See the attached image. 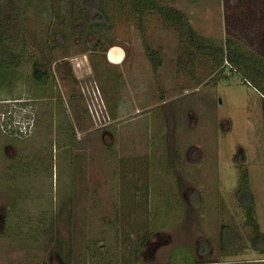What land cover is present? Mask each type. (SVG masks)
I'll return each mask as SVG.
<instances>
[{"label":"rangeland","instance_id":"1","mask_svg":"<svg viewBox=\"0 0 264 264\" xmlns=\"http://www.w3.org/2000/svg\"><path fill=\"white\" fill-rule=\"evenodd\" d=\"M135 1L104 0L108 28H85L82 0L0 8V37L26 49L0 84V264H264L262 95ZM161 2L214 48H261L264 0ZM108 44L125 63L105 70Z\"/></svg>","mask_w":264,"mask_h":264},{"label":"trees","instance_id":"2","mask_svg":"<svg viewBox=\"0 0 264 264\" xmlns=\"http://www.w3.org/2000/svg\"><path fill=\"white\" fill-rule=\"evenodd\" d=\"M8 4L9 2H7V0H0V8ZM136 4L138 15L146 12L145 10L152 9L167 26L172 29H177L179 32L178 39L182 43L193 45L196 50L215 54L222 60H225L232 72L238 73L245 82L247 81L251 83L261 93L264 113V31L260 46L261 48L258 52H246L240 47H234L231 43H227L225 48H214L212 47V44L204 39L201 40L188 23L186 15L182 11L172 7L170 4L163 3L161 0H136L135 5ZM79 12L81 20L84 18L83 13L85 12L87 14V18L82 20V24L85 22L84 26H86V29L87 27L92 28L93 26H102L105 28L110 26V21L104 7V0H82L81 6H79ZM8 21L12 20L8 18ZM96 39L99 40V37H96ZM95 44L98 43L95 42ZM25 50V45H23V43L19 45L17 38H8L7 36L0 37V66H2L0 69V84H3L5 79L11 78L12 74L9 67H13L20 62L18 51L25 52ZM146 54L150 58L152 67L156 68L159 65L157 55H155L150 48H146ZM64 64L68 68L67 74L70 73L71 75L70 65L68 66V62H64ZM221 74V76H224V73ZM224 77H226V74ZM31 79L39 86L49 84L53 80L49 64L41 63L37 58L33 59L31 63ZM243 195L244 197H247V200L244 201V198H241L240 205L243 208L251 207L253 204L251 193L247 190H243L239 197ZM248 218L250 225L253 226V230L256 233L255 236L252 237L251 242L256 249L263 253L264 247L260 245L263 243V239L259 238L264 237V232L259 230L258 224L255 223V220L250 214ZM222 238L225 241L223 234L221 236V239Z\"/></svg>","mask_w":264,"mask_h":264},{"label":"crops","instance_id":"3","mask_svg":"<svg viewBox=\"0 0 264 264\" xmlns=\"http://www.w3.org/2000/svg\"><path fill=\"white\" fill-rule=\"evenodd\" d=\"M104 50H105V52H104V60L103 61H104V64H105L104 65L105 70H110L115 65L116 66L117 65L122 66L125 63V61H124V52H123L122 48H120L118 45H116V44H108V46ZM93 65H94L93 67L95 68V71L97 70L96 71V76L99 77L98 73L101 71V69L99 70L98 67L103 68V66L101 65V63L99 61H97V62L95 61V63ZM89 70L91 71V68H89ZM127 81H129V80H127ZM100 88L104 91V95L106 96V99L108 101L109 98L111 97V93L109 92L110 88L107 85H106V88L103 87L102 85H101ZM133 89H136L135 93L137 94L138 93L137 90H139V88H133ZM150 92H152V91H150ZM150 96L153 97L154 93H152ZM157 99H159L161 102L166 101V97H163V96H161V97H159ZM123 108H125V107H123ZM119 110H122V106H121V108H119ZM122 113L123 112H119V114L118 113L117 114H113L114 116H112V119L114 117H117V118H115L117 120ZM115 115H118V116H115ZM200 248H201L200 250L203 253L206 252L205 251V246H200Z\"/></svg>","mask_w":264,"mask_h":264},{"label":"built area","instance_id":"4","mask_svg":"<svg viewBox=\"0 0 264 264\" xmlns=\"http://www.w3.org/2000/svg\"><path fill=\"white\" fill-rule=\"evenodd\" d=\"M96 91H97V89H96ZM94 94H95V93H94ZM95 100H96V102H95L94 110H95V111L99 110V111L101 112L102 107H101L100 103L98 102L99 99L95 98ZM25 124H26V127H28V123H25ZM26 127H25V128H26Z\"/></svg>","mask_w":264,"mask_h":264},{"label":"flooded vegetation","instance_id":"5","mask_svg":"<svg viewBox=\"0 0 264 264\" xmlns=\"http://www.w3.org/2000/svg\"><path fill=\"white\" fill-rule=\"evenodd\" d=\"M240 150H241V149L239 148V152H241ZM201 245H202V242H201V244H200L199 246H201Z\"/></svg>","mask_w":264,"mask_h":264}]
</instances>
